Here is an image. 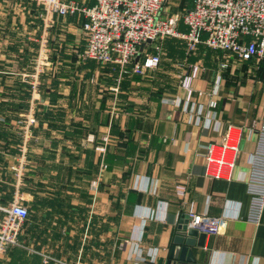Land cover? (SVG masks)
Here are the masks:
<instances>
[{
	"label": "crops",
	"instance_id": "crops-1",
	"mask_svg": "<svg viewBox=\"0 0 264 264\" xmlns=\"http://www.w3.org/2000/svg\"><path fill=\"white\" fill-rule=\"evenodd\" d=\"M193 2L165 0L164 12L183 13ZM22 3L0 0V219L15 199L28 217L20 246L0 253V264H44L46 257L56 261L50 264H174L173 239L191 209L224 221L218 233L205 234L203 248H192L194 264H264V205L251 223L248 185L264 116V79L241 81L242 61L232 59L226 75L219 67L231 55L206 47L188 61L180 41L170 39L158 46L162 64L145 82L119 93L112 81L107 107H101L95 104L105 98L100 66L78 54L85 47L83 16H55L45 28L35 4ZM42 41L48 65L42 67V100L33 110L36 140L22 161L11 125L27 108L30 96L20 84L28 81ZM187 61L201 68L193 83L198 118L182 109L178 76ZM82 96L86 102L80 106ZM216 121L236 127L240 140L227 179L204 175L205 147L221 142Z\"/></svg>",
	"mask_w": 264,
	"mask_h": 264
},
{
	"label": "built area",
	"instance_id": "built-area-1",
	"mask_svg": "<svg viewBox=\"0 0 264 264\" xmlns=\"http://www.w3.org/2000/svg\"><path fill=\"white\" fill-rule=\"evenodd\" d=\"M165 0H94L91 7H79L77 4L63 0H43L45 12L52 23L55 16L80 14L84 18L81 27L85 47L79 58L84 61L113 65L124 71L133 64V73L145 76L160 64L159 47L155 42L163 39H176L185 43V52L189 56L199 46L213 51L228 53L239 61H255L264 65V0H194L193 6L183 12L169 14L164 12ZM45 21V28L49 21ZM48 21V22H47ZM38 55V67L33 76H27L32 83L31 92L40 93L39 75L43 72L45 62V41L41 42ZM151 49L155 53L145 50ZM180 75V89L184 93V111H199L192 107L194 97L193 83L200 73V65L184 63ZM228 65L221 63L219 70L226 71ZM220 74L219 80L223 79ZM26 77V76H25ZM220 86L218 82L217 88ZM114 90V89H113ZM35 101L28 109L29 122H35ZM172 103V102H171ZM187 103V104H185ZM191 105V107H189ZM29 116V115H28ZM28 124V123H27ZM32 124H29L31 126ZM214 130L221 135L219 144L210 143L205 147L204 175L208 178L227 179L235 166L238 154L239 136L231 125L221 127L215 122ZM235 133V135H234ZM32 137V136H31ZM233 138L237 143H232ZM232 139V140H231ZM231 141V142H230ZM27 143H21L20 153L25 160ZM105 152L103 148L102 153ZM20 176V175H19ZM252 197L249 218L257 223L264 205V116L259 128V143L250 161L248 179ZM178 197L185 195L179 189ZM3 221L0 224V253L10 247L20 246L19 235L23 223L28 217V209L21 201L14 200L9 207L2 209ZM188 227L198 232L214 235L218 233L223 218L199 215L191 209ZM50 259L44 258V264Z\"/></svg>",
	"mask_w": 264,
	"mask_h": 264
},
{
	"label": "trees",
	"instance_id": "trees-1",
	"mask_svg": "<svg viewBox=\"0 0 264 264\" xmlns=\"http://www.w3.org/2000/svg\"><path fill=\"white\" fill-rule=\"evenodd\" d=\"M166 40H170V39H166ZM157 42H155V44ZM80 43L85 46V42H84V39L83 38H81V42ZM179 43L185 49V43L182 42V41H180ZM200 48H205V47H203V46L202 47H199L193 54L189 55L188 61L189 60L190 61L194 60V58L197 56L198 50ZM205 49H207V48H205ZM207 50L213 51V50H210V49H207ZM145 51L148 52V53H155L151 49H146ZM82 52L83 51H80V53H78V54L81 55ZM218 52H220V51H218ZM31 59L32 58H30L29 62H31ZM230 59L237 60V59L233 58V56H232V57H229V60H226L225 61L227 63V65H228V67L226 69V75L229 74V72H230V63H229L230 62ZM82 61H84V60H82ZM188 63L191 64L190 62H188ZM97 64H99V66H100L98 72L101 75V77H103V85L101 86V90H102V95H104V97H105V98H103L104 101L105 100L107 101V93H106V91L108 90V85L109 86L112 85V81H113V85L119 86V93H122V91L127 86H131L130 84H133L132 85V88H133V86H135L137 84H140L142 82H145V80L147 79L146 76L149 75V73H147L145 76H140V75L134 74L133 73V64L126 66L125 69H124V71H122L121 73H120V70H119V74H117V72H118L117 67H115L113 65H104V64H100V63H97ZM161 64H162V59L160 58V64L159 65H161ZM248 65H250L251 68ZM114 71L116 72V74H114ZM237 73H239V76H240L241 81H244L245 79H247L249 77L251 78V80L252 79L254 80V76L255 75H257L258 77L260 76L261 78L264 79V77H263L264 76V65L261 64V63H256L255 61H242V66H240L238 68ZM28 80H29V78H28ZM237 80H239V79H236L235 78V82H237ZM129 81H130V83H129ZM20 87H21L22 94L24 96H26V97H29L30 96V93H29V87H30V85H29V83L28 82L21 83L20 84ZM26 106L27 105L24 104V107L25 108H26ZM25 110H23L22 112H26Z\"/></svg>",
	"mask_w": 264,
	"mask_h": 264
},
{
	"label": "rangeland",
	"instance_id": "rangeland-1",
	"mask_svg": "<svg viewBox=\"0 0 264 264\" xmlns=\"http://www.w3.org/2000/svg\"><path fill=\"white\" fill-rule=\"evenodd\" d=\"M2 1V0H1ZM23 1V3L22 4H24V3H27V2H29V3H34L35 4V6L39 9V11L43 14L42 16L43 17H45V19H46V17H47V15H46V12H45V9H44V7L46 8V6L44 5V3H43V0H22ZM64 2H66V3H70V2H72V1H64ZM73 3H75V2H73ZM75 4H77V3H75ZM47 20L49 21H47L48 23H49V26L51 25V23H50V19H49V17H47ZM52 22H53V19H52ZM165 40L166 39H163V40H159L156 44H154L153 45V47H160L161 45H162V43L163 42H165ZM27 41V40H26ZM160 50V49H159ZM21 54V53H20ZM79 56H80V54H79ZM163 57V55H161V59H163L162 58ZM38 58V57H37ZM37 58H33L32 59V61H34L35 62V64L33 65V63H32V68L30 69V72L29 73H26V74H29V76H31L32 78H33V76H34V74H35V72H36V68L38 67V64H37V61H38V59ZM44 65H48V63H46L45 64V62H44ZM177 67H178V69H179V65H177ZM39 68V67H38ZM29 69H27V71H28ZM43 73V72H42ZM41 76L42 75H39V78H41ZM179 78H178V80L180 81V74H179V76H178ZM28 79V78H27ZM31 79V78H30ZM28 80L27 82L29 83V85H30V83H32L31 82V80ZM179 84V83H178ZM29 93H30V98H29V100L27 101V109H29L31 106H32V104L33 103H35V101H31V98H32V100L34 99V97L33 96H35L36 95V97H37V103L39 104V100H42V98H41V94L40 93H38V92H36V93H33V90H32V92H31V85H30V87H29ZM137 94H139V93H137ZM83 95V94H82ZM84 99H86V98H84L83 96L80 98V106H81V104L83 103L84 104V102H86V101H84ZM194 99L192 98V101H193ZM90 102H94V101H92V100H89ZM95 104L96 105H100L101 107H103L105 104H106V107H107V101L105 100H102V99H96V101H95ZM185 104H187V103H185ZM85 105H86V103H85ZM181 105V104H180ZM184 105V104H183ZM183 105H182V107H183ZM30 114L31 113H28V110L26 111V112H22L21 114H20V116L18 117V119L16 120V121H14L13 123H12V125L11 126H13V128L15 129V133H16V135L19 137V142L18 143H27V146H26V148H25V155L27 156V153H28V150H29V143H35V141L34 140H36V139H34L35 138V131H34V128H36V123H32V120L29 122V120H27V118L28 117H30ZM29 115V116H28ZM35 121H36V119H35ZM28 123V124H27ZM29 124H32L31 126H29L28 127V125ZM234 135H235V133H234ZM32 136V137H31ZM236 136H237V133H236ZM4 140V139H3ZM232 140V139H231ZM5 141V140H4ZM240 141V140H239ZM239 141H238V143H239ZM6 142V141H5ZM4 142V143H5ZM231 142V141H230ZM1 143V142H0ZM232 143H237V141L233 138V142ZM90 184H91V187H93V182L91 183L90 182ZM89 197V196H88ZM90 201H91V197H89L88 198V200L87 201H85L84 202V205H85V210H87V208H88V206H89V204H90ZM199 215H201V214H199ZM3 218H4V213H3V215H2V217H1V219H0V224H1V221H3ZM90 218V217H89ZM88 218V219H89ZM223 224H221L220 225V228H221V226H222ZM219 228V229H220ZM205 234V233H204ZM88 235H90V234H88ZM81 241V243H82V241H83V239L82 240H80ZM81 245V244H80ZM27 249L29 250V251H34V250H32V249H29V247H27ZM35 253H40L39 251H34ZM55 260V259H54ZM50 261H52L51 259H50ZM48 262V264H50V263H52V262H56V261H52V262ZM43 262H44V260H43ZM69 264H76V263H69ZM80 264V263H79Z\"/></svg>",
	"mask_w": 264,
	"mask_h": 264
},
{
	"label": "water",
	"instance_id": "water-1",
	"mask_svg": "<svg viewBox=\"0 0 264 264\" xmlns=\"http://www.w3.org/2000/svg\"><path fill=\"white\" fill-rule=\"evenodd\" d=\"M165 2V1H164ZM188 216L182 217L176 230L170 249L169 259L176 264L195 263L192 248H203L206 235L188 227Z\"/></svg>",
	"mask_w": 264,
	"mask_h": 264
}]
</instances>
